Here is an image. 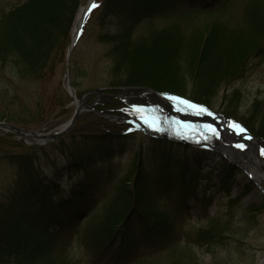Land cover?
<instances>
[{"label":"trees","instance_id":"trees-1","mask_svg":"<svg viewBox=\"0 0 264 264\" xmlns=\"http://www.w3.org/2000/svg\"><path fill=\"white\" fill-rule=\"evenodd\" d=\"M79 3L22 0L0 10V65H9L19 79L36 83L65 67ZM102 6L101 17L110 21L111 29L100 38L109 44L113 73L104 93L149 87L187 93L209 106L211 95L241 79L252 58L264 52V0H104ZM175 11L204 13L210 19L202 28L185 31ZM167 12L176 16L170 26L139 40L132 36L137 24ZM181 69L184 79L178 75ZM186 82L190 88L185 90ZM65 94L62 87L61 95L48 96L47 104L44 97L46 119L34 127L47 124L49 130L64 121L47 123L57 108H65ZM94 98L91 93L88 101ZM40 102L37 117L42 118ZM95 109L97 114L84 113L71 130L47 144L7 153L5 159L15 174L0 203V264H43L51 257L59 235L84 221L101 203L104 187L122 170L116 157L131 151L137 138L143 148L129 166L130 185L121 186L101 205L100 219L82 239L92 250L87 264H134L178 243L176 227L189 217L191 207L204 215L208 212L213 197L200 190L201 183L224 196L231 194L236 165L224 163L215 172L218 160L208 161L203 148L140 136L137 129H118L105 116L125 114L129 107L115 96L98 100ZM241 123L264 143V112L257 122ZM164 198L174 200L171 207L160 204ZM197 235L209 236L203 231Z\"/></svg>","mask_w":264,"mask_h":264},{"label":"rangeland","instance_id":"rangeland-1","mask_svg":"<svg viewBox=\"0 0 264 264\" xmlns=\"http://www.w3.org/2000/svg\"><path fill=\"white\" fill-rule=\"evenodd\" d=\"M21 1L0 0V10L5 11ZM103 1H93L92 5L95 4V7L91 6V9L85 16L80 27L77 42L71 49L72 55L69 60L68 80L74 88L76 98L68 93L64 67L60 68L61 66H59L57 71L46 81L36 83L28 79H19L10 70L9 65L5 66L3 64V66L0 65V121L8 122L25 129L29 128L46 132L48 131L45 128L47 124L38 128L34 127L36 123L41 125L42 121L46 119L45 113L47 112V107L43 102L44 97H46L47 104L48 96L55 97L59 96V94L61 95L63 87L66 94L64 99L62 97V104L65 108H57L54 114L49 116L50 118L47 122L49 124L50 122H59L61 119L64 120L56 125L59 127L69 120L75 108L74 101L80 99L81 93L108 85L107 83L113 74L110 71L111 60L107 50L109 44H106L100 38V35L109 33L111 24L109 20L102 19L101 17L104 16L102 13L104 7L102 6ZM86 2L87 0H80L73 23L80 9L79 7ZM175 12L177 15L180 14L178 15V19L180 20V25H182L181 30L186 29L189 31L203 25L204 22L210 19L204 13L187 15L185 11ZM174 13H163V16L137 24L132 32V36L139 40L155 30L170 26L176 17ZM72 26L70 28V38ZM250 62L252 66L247 67L241 79L233 80L221 88L218 93L211 95L209 106L197 102L196 104L203 106L210 113L212 112L234 121L241 127V120H245L248 123L257 122L264 112V52L262 55L253 57ZM178 75L183 79L186 77L182 69L178 72ZM183 88L185 90L189 89V82L183 84ZM147 89L155 92L158 91L149 87L140 90L124 89L123 92L128 93L124 95V101L122 98H117L125 103L129 107V110L125 114L106 115L105 117L111 122L115 121V125L120 130H125V128L136 130L137 128L130 121H123L119 118L115 119V116L150 118L151 121L144 123L147 132L156 131V125L163 124L167 126L165 131L176 134L181 133L186 139H207H202V142L205 143L204 141H207L213 146L205 143L208 148H205L204 154H206L208 161L214 162L218 160L217 164L219 165H217L215 172L220 171L224 163H232L226 154L222 153L219 149V145L225 144L230 146L231 144L224 137V134L221 135L222 129L219 126H216L211 121H209V124L197 118L194 114H191L192 111H188L186 108L181 106L175 107L172 103V98L160 96L152 91H147ZM32 95L37 96V100L41 101L39 105L44 111L41 115L42 118L37 117V100ZM90 95L87 94L83 98L84 104H91L88 101ZM178 95L188 100L190 99L187 93ZM96 102L94 103L95 105ZM88 112L98 113L96 109L95 111L83 109L79 114V119L83 117L84 113L85 117H89ZM29 113L33 116L32 118L29 116ZM8 116H15L17 118L14 121H10ZM19 119L21 122H18ZM152 121L156 122V124ZM204 124L206 125L203 126ZM201 130L204 132L203 135H201ZM146 131L142 132L139 130L140 133L138 135L145 136L147 134ZM0 135L5 136L0 141L1 203L2 200L4 201V192L9 185L11 186L10 180L15 174V167L5 159L7 153L20 147L26 151L28 146H39L48 142L42 143L34 137L18 135L2 128H0ZM252 135L254 134L252 133ZM221 136L225 139L223 140ZM258 140L259 146L262 147L261 160L264 169V143L260 138ZM134 146L131 151L116 157L115 160L120 163L122 168L120 172L122 174L119 173L117 177L114 176L113 181L104 187L103 191L106 194L101 199V203L90 212L79 226H76V228L65 234L59 235L55 250L50 255L51 257H48L43 264H47L48 262L60 264L88 263L92 250L89 246L83 244L84 240L82 239L86 236L89 227L100 219L102 215L100 210L101 205L112 194L118 193V189L121 186L130 185L132 171L128 174L129 166L134 161L136 162V156L140 150L139 147L143 148L139 138H137ZM189 154L191 155L192 151ZM234 165H236L238 172L235 175L234 187L230 195L224 196L218 192L214 194L216 187L212 189V187H207L206 184L201 183L199 185L200 190L203 191L205 189L207 195L213 197L208 206L207 214L204 215L196 206L191 207L189 217L185 219L184 223L176 227L175 235L178 236V243L174 241V244L168 249L163 250V252L153 255V257L143 258L134 264H264V178L260 184H256L239 165ZM173 202L174 200L164 198L160 204L165 207H171ZM202 231L209 236L198 237L197 233Z\"/></svg>","mask_w":264,"mask_h":264},{"label":"bare ground","instance_id":"bare-ground-1","mask_svg":"<svg viewBox=\"0 0 264 264\" xmlns=\"http://www.w3.org/2000/svg\"><path fill=\"white\" fill-rule=\"evenodd\" d=\"M94 0H87L85 4H82L79 8V11L77 12V15L75 17L74 24L72 26L73 30V37L72 40H75L77 37V33L80 30V27L85 19V16L91 9L92 3ZM191 114H194L192 112ZM199 115L201 113H198ZM206 114V113H205ZM207 116V115H204ZM210 121V119H207ZM215 121L218 122L220 125L219 128L222 129V134H224V137L231 142L230 146L228 145H219V149L222 151V153H225L226 156L233 162L239 165V167L245 171V173L248 174L249 178L254 181L256 184H260L262 179L264 178L263 173H261V168L263 166L261 155L262 152L260 150V146L258 144V141L253 139L250 135H248L246 132L241 130L239 127H236V125L233 123H230L228 120L221 119V118H213L211 122ZM135 124H141L139 120H136L134 122ZM143 128H144V124ZM159 127V126H158ZM159 132H164L167 135H176L179 136L181 134H175L170 133L166 130V127H159ZM222 137V136H221ZM224 137L223 140L225 139ZM221 138V139H222ZM204 139V138H202ZM236 139V140H235ZM190 141H195L194 138H189ZM207 140V139H204ZM238 141V142H236ZM243 144L244 147H238V145ZM218 146V145H216Z\"/></svg>","mask_w":264,"mask_h":264},{"label":"water","instance_id":"water-1","mask_svg":"<svg viewBox=\"0 0 264 264\" xmlns=\"http://www.w3.org/2000/svg\"><path fill=\"white\" fill-rule=\"evenodd\" d=\"M70 40L71 41L69 42V44L67 46V50H66L67 55H66V60H65L66 65H65V71H64V73H65V77H66V84H67L68 91H69L70 95H72L74 97L75 96L74 95V88H73V86L70 84V82L68 80V76H69V73H68V65L70 63L69 62V59H70L71 49H72L73 45L75 44L76 39L75 40H72V37H71ZM102 89H105V88H102ZM102 89H91V90H88V91L83 92L82 95L80 96V99L78 101H76V100L74 101L75 108H74L72 114L70 115L71 116L70 119L67 122H65L62 125H60V127H58L55 130H49L47 132L36 131V130H33V129H25V128H22V127H19V126H15V125H12V124H10L8 122H4V121H0V128H2L4 130L12 131V132H14L15 134H18V135H24V136L34 137V138L40 140L42 143L47 142V141H50L52 138L58 137V136H60V134H63V133L68 132L71 129V126L79 118V114L81 113V111L83 109H87V110H90V111H95V109H94V105L95 104L94 103L96 102V100L102 98V96H111L110 94H106V93L101 92ZM147 91H152V90L147 89ZM91 92H93V93H95L97 95L96 96V99L92 101V104H84L83 103V97L87 93H91ZM152 92L157 93L160 96H165V97L169 96V97H172L176 101H178V99H176V97H180V96H176L174 94L168 93V92L167 93H163V92H159V91H156V92L155 91H152ZM140 93H142V92H140ZM126 94H128V93L127 92H122V93H119V94H115V96L120 97V98L123 99L124 95H126ZM181 98H183V97H181ZM184 100H187V99L183 98V99H180L179 101L186 108L192 109V110L194 109L196 111L201 112L202 115L200 116V119L206 121L207 123H209V121L206 120V119H204V117H207L208 119H210V121L213 118H215V117L216 118H221V119L222 118L223 119H226L223 116L221 117V116H219L217 114H214L212 112L210 113V112L202 109L201 107H199V108L193 107L192 105H196V104L192 103L190 100H187V101H190L191 104H185L184 103ZM176 105L178 106V104H176ZM204 115H207V116H204ZM114 118L115 119H118L119 118V119H121L123 121L128 120V121H131V122L133 120H136V119L137 120H140L139 118L126 117V116L125 117L115 116ZM231 123L232 124L234 123L236 126L238 125L235 122H231ZM214 124L216 126H220L217 121H215ZM238 127H239V125H238ZM243 131L246 132L248 135H250L253 139H255V140L258 141V137L257 136L255 137L254 135H251L247 130H243ZM159 134L162 135V136L167 137L168 139H171V140H174V141H177V142L187 143V144H190V145L192 144V145L197 146V147L204 146L203 143L202 144L199 143V142L196 143L195 141H191L190 142V141L184 139L182 136L180 138H178L176 136L167 135L164 132H161ZM206 143L212 145L211 143H208V142H206ZM261 172L264 173L263 166L261 168Z\"/></svg>","mask_w":264,"mask_h":264},{"label":"snow or ice","instance_id":"snow-or-ice-1","mask_svg":"<svg viewBox=\"0 0 264 264\" xmlns=\"http://www.w3.org/2000/svg\"><path fill=\"white\" fill-rule=\"evenodd\" d=\"M92 6L95 7V4H93ZM176 99L180 100V99H183V98H181V97H176ZM184 103H185V104H191V102H190V101H187V100H184ZM192 106H193V107H197V108L201 107V106H199V105H192ZM236 127H238V125H237ZM238 147L243 148L244 145H243V144H240V145H238Z\"/></svg>","mask_w":264,"mask_h":264}]
</instances>
